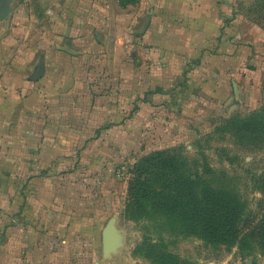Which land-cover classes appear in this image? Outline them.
Wrapping results in <instances>:
<instances>
[{"label": "rangeland", "instance_id": "rangeland-1", "mask_svg": "<svg viewBox=\"0 0 264 264\" xmlns=\"http://www.w3.org/2000/svg\"><path fill=\"white\" fill-rule=\"evenodd\" d=\"M7 1L12 13L0 23V50L10 53L5 40L11 35L22 40L17 70L23 74H11L12 59H2L0 97L8 96L7 87L16 82H46L50 91L45 105L32 115L53 114L58 107L57 114L68 119L63 125V151L60 148L57 156L58 171L56 155L39 154L49 167L39 173L48 182L47 192L41 196L39 188L33 194L34 210L54 218L48 221L49 227L64 233L65 259L72 264H153L138 249L149 240L188 264H264L257 250L242 253L238 246L212 245L194 235L167 233L160 221L151 222L127 209L133 169L144 157L162 153L184 161L191 173L212 178L215 186L230 190L244 206L248 221L264 214V0H224L219 15L224 19L225 53L239 47L241 57L226 59L218 75L192 74L205 65V59L184 63L174 76H154L151 68L141 72L140 50L130 44L129 48L134 47L126 60L132 65L128 76L92 74L95 62L83 61L81 92L76 98L72 92L76 75H52L49 82L43 75L33 81L27 62V33L36 28L47 32L43 14L56 9V0ZM30 13L35 17L33 27ZM58 84L64 92H57ZM152 85L160 91L148 89ZM35 160L40 163V158ZM208 168L214 174L206 175ZM112 218L122 246L105 258L102 231Z\"/></svg>", "mask_w": 264, "mask_h": 264}, {"label": "crops", "instance_id": "crops-1", "mask_svg": "<svg viewBox=\"0 0 264 264\" xmlns=\"http://www.w3.org/2000/svg\"><path fill=\"white\" fill-rule=\"evenodd\" d=\"M56 2L55 10L43 14L48 21L47 32L43 29L39 32L35 27L36 30L27 33V62L31 66L30 75L44 64L47 82L53 79L52 75L66 78L76 75L72 87L75 98L81 92L83 61L95 62L92 74H120L126 78L132 66L126 62L134 47L129 48L130 44L138 45L140 50L141 72L151 68L154 76H174L184 63L193 60L199 63L203 59L205 65L200 70H191L192 74L218 75L226 59L234 61L241 57L239 47L229 48L225 53L221 38L224 19L219 15V11H224V0H137L136 4L121 0ZM34 20V14L30 13V27L34 26ZM130 33L137 37L134 39ZM1 34L0 25V42ZM11 36L3 38L11 50L9 54L0 50V62L12 59L10 71L17 77L23 74L17 70L23 42ZM45 83L16 82L15 86L7 87L8 96L0 97V264H72V260L65 259L63 231L50 228L48 221L54 218L33 207L34 191L40 188L37 192L42 196L48 185L39 173L47 172L49 167L39 154L57 157L60 148L63 151L60 147L66 133L63 125L68 120L57 114L61 111L58 107L53 114L32 115L34 109L45 105L50 91ZM60 84L58 93L65 91ZM157 86L148 89L160 91ZM36 158H40V163ZM58 160L57 157L56 171Z\"/></svg>", "mask_w": 264, "mask_h": 264}, {"label": "trees", "instance_id": "trees-1", "mask_svg": "<svg viewBox=\"0 0 264 264\" xmlns=\"http://www.w3.org/2000/svg\"><path fill=\"white\" fill-rule=\"evenodd\" d=\"M186 165L162 153L141 159L133 169L128 211L154 223L160 221L167 233L194 235L212 245L238 246L242 253L257 250L264 257V214L248 221L244 206L230 190L215 186L212 178L191 173ZM206 171V175L214 174L210 168ZM138 249L153 264H188L149 240Z\"/></svg>", "mask_w": 264, "mask_h": 264}, {"label": "water", "instance_id": "water-1", "mask_svg": "<svg viewBox=\"0 0 264 264\" xmlns=\"http://www.w3.org/2000/svg\"><path fill=\"white\" fill-rule=\"evenodd\" d=\"M12 9L9 1L0 0V23L4 21L10 14ZM44 75V64L39 66L37 73L32 77V80H38ZM122 246V236L116 228V219L112 218L102 231V250L105 258L115 255L119 252Z\"/></svg>", "mask_w": 264, "mask_h": 264}]
</instances>
